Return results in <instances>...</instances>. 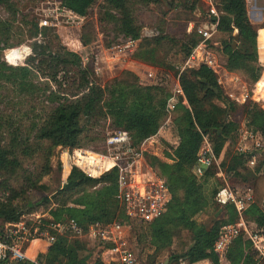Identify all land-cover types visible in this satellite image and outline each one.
<instances>
[{"label": "rangeland", "instance_id": "374dc122", "mask_svg": "<svg viewBox=\"0 0 264 264\" xmlns=\"http://www.w3.org/2000/svg\"><path fill=\"white\" fill-rule=\"evenodd\" d=\"M246 2L249 20L260 31L264 23V0H246ZM193 3L194 8L190 9ZM201 3L199 0H159L156 3L136 1L131 4L130 9L135 23L140 27L139 36H142V39L136 49H128L124 52L116 51L115 46L121 42L120 39L124 40L129 37L125 36L119 24L110 16L118 17L119 13L106 9L103 6V0L95 1L87 10L85 18L78 23L59 25L55 28L49 26L50 29L39 27L41 11L36 6L35 0H5L4 3H0V122H2L0 135L3 137L4 144H9L12 138H16L21 144L15 149V155L20 162L19 168L10 175L0 174V181L5 180L10 189L21 193L14 199L13 204L26 216L25 220L29 221L35 217L31 214H44L47 217L49 211H53L64 202V198L60 200L58 191L65 184L73 167L72 159L64 155L67 152L63 147H55L48 158V151L45 150L46 142H40L35 138L48 109L64 101L65 97L61 93L66 92L67 97L76 91L70 85V80L75 74L71 65L66 68H62L63 65L60 66L55 80L52 79L55 67H49L45 62L42 66L43 71L39 70L37 51L41 49V46L51 48L49 50L52 52L57 51L59 47H64L66 51L77 54L80 57L81 68L90 72V81L102 87L113 84L115 80L116 82L120 80L122 84L127 82V86H132V88L160 84L164 92L159 93L157 90V98L165 97L166 99L173 87V80L166 75L174 74L176 72L174 65L185 57L186 51L182 45L189 43L193 29L201 22L204 13ZM86 22H91L95 27L94 40L87 45L80 40L81 29ZM188 28L191 30L188 31ZM157 37H164V41L159 45L149 42ZM225 39H227L226 35H219L221 42ZM47 40H52V42H46ZM147 46L156 49L157 62L152 64L165 62L166 67L157 69L154 67L157 65H150L140 58L139 52ZM19 47L24 48L25 52L22 49L9 50ZM257 51L259 60L256 66L262 71L259 79L254 83L251 77H248L246 67L241 71L228 70L226 57L220 51L217 52L222 67L217 79L222 88L223 97L235 101V110L229 111L227 103L218 99L204 101L202 105L205 109L213 110L218 118L223 112L219 107L222 110L227 109V119L232 121L237 128L244 127L242 105L247 99L254 97L252 101L264 107V48L258 46ZM17 57H21V61L14 64L13 60ZM148 66L155 68V77L147 78L146 73L151 71ZM11 68H16V70L12 73ZM19 68L22 72L18 71ZM25 69L26 72H24ZM74 85L77 83L75 82ZM245 94L249 98L243 100L242 96ZM178 105L173 110H167L165 106L164 115L155 133L157 146L153 145L159 156L147 154L146 159L153 170L158 174L160 172L178 196L182 197L184 192L180 188V181L184 172L187 171V165H182L183 167L179 165L181 163L179 156L184 147L178 133L183 126L184 110ZM82 129L79 147L97 153H105V139L119 131L113 119L104 115L84 120ZM234 133L233 139L227 142L223 149L221 158L226 159L225 164L222 165L221 159L218 158L220 169L235 190L239 193H247V185L251 184L253 176L260 173L264 166L256 165L259 159L253 167L256 172H253L249 166L246 169L240 167L235 173L226 172L227 166L231 164L230 157L239 153L237 147L240 139L238 134ZM258 136L262 138L264 148V135ZM72 151V149L69 150L68 156H72ZM162 163L169 166L167 171L161 167ZM211 171L216 172V168H211ZM39 175H41L40 178ZM214 178L216 180L210 179L203 183V192L209 204L194 217L196 223L207 227L217 220L226 218V213H221L219 207L212 201L214 186L219 181L222 182L216 175ZM29 181H33L32 184L35 183V185L28 186ZM92 190L89 189V191ZM57 197L59 198L56 199ZM45 198L49 199V204L42 202ZM254 210L250 209L249 212L251 219L258 225V216ZM260 228L263 229V227ZM191 243V232L173 223L167 248L157 250L149 241H138L132 246L141 264H163L169 255L184 253ZM258 261L262 264L259 258ZM171 263L176 264L177 261Z\"/></svg>", "mask_w": 264, "mask_h": 264}, {"label": "trees", "instance_id": "16d2710c", "mask_svg": "<svg viewBox=\"0 0 264 264\" xmlns=\"http://www.w3.org/2000/svg\"><path fill=\"white\" fill-rule=\"evenodd\" d=\"M59 1L80 16H86L89 7L97 0ZM136 1L156 3L159 0H103V6L106 9L119 13L118 17L110 16L119 24L120 30L125 36L127 35L133 39L139 37L140 28L135 23L130 9V5L136 3ZM4 2L5 0H0V3ZM215 2L221 12L219 20L220 35L227 36V39L222 41L221 47L216 50L226 57V68L228 70L241 71L242 68L246 67V73L254 83L259 79L262 71L256 64L259 60L258 46L264 48V31L259 32V28H255L250 22L246 0H215ZM194 3L190 6V9L194 8ZM260 28L261 30L264 29V23ZM42 29L50 28L43 27ZM94 30L95 27L91 22H86L82 26L80 40L83 44L87 45L93 42ZM235 32L239 35V40L237 46L233 48L232 42L236 35ZM192 34L189 43L182 45L186 51L185 57L199 41V36L194 32ZM162 41H164V37H157L149 42L159 45ZM46 42L51 43L52 40ZM42 47L37 51L39 70L43 71L44 67L42 66L45 62L49 67H55L56 73L55 69L52 73V79L54 80L62 65L64 66L62 68L71 65L75 71L73 78L70 80V85L76 91L67 97L66 92L61 93L65 97L64 101L48 109L35 135L38 141L46 142L45 150L48 151V158L55 147L60 146L70 150L80 148L83 131L82 122L101 115L109 116L113 119L117 128L129 132L134 145H139L145 138L157 132L166 106L165 97L163 99L157 98V90L159 93L160 91L164 92L160 84L132 88V86H127V82H125V85L124 82L122 84L120 80H117V82L115 80L113 84L102 87L90 81V72L85 68H81L80 57L77 54L66 51L64 47H59L55 52L49 50L51 48L47 46ZM14 49H22L25 52V49L21 47L9 50ZM155 50V47L148 48L147 46L139 52L140 58L146 60L150 65H157L154 67H166L165 62L152 64L157 62ZM20 69L18 71L22 72ZM11 70L13 73L16 68H11ZM24 72H26V69ZM75 82L77 85H74ZM180 84L189 107L179 104L184 110L183 126L178 133L184 147L179 156V162H181L179 165L185 166L191 156L199 150L202 138L198 129L209 135L214 151L217 157L221 159V164L224 165L226 159L221 158L224 146L233 139L234 132L237 135L239 128L227 119V109L222 110L219 107L223 112L221 117L218 118L213 110L205 109L202 105L204 101L212 99L224 100L230 111L231 109L235 110V101L223 97V91L216 74L206 66L183 71L180 76ZM242 110L245 119L242 123L244 127L259 131L264 135V109L252 99H247L242 105ZM1 124L2 122H0ZM2 138V135H0V174L10 175L20 166V162L15 155V149L20 147L21 144L16 138H12L9 144H4ZM250 157L249 153L232 155L229 159L231 164L227 166L226 172L235 173L240 167L243 169L248 168ZM259 159L260 161L256 165L258 167L264 166V151L262 155L257 157V160ZM161 167L164 171L169 168L164 163L161 164ZM159 174L162 175L160 172ZM214 176L215 172L211 171V168L205 170L201 176L196 175L193 168H187L180 181V188L184 192L182 197H179L175 189L169 185L171 198L165 211L158 218L148 223L129 222V241L131 245H136L138 241H149L157 250L167 248L174 223L175 226L191 232L192 243L184 253L169 255L168 264H172V261H177L181 257L189 263L210 259L212 264H219L218 256L213 252L212 247L217 238L219 226L223 223L233 222L236 219L237 216L233 206L227 205L222 208V211L226 213V218L217 220L210 227L198 224L194 220V217L209 204V200L203 192V183L210 179L216 180ZM40 177L41 175H39ZM252 180V200L257 206L264 205V167L260 173L253 176ZM116 181V169L94 178L73 166L65 184L58 191L60 200L64 198V202L54 208L53 211H49L48 216L54 222H66L69 219H74L83 231H86L88 225L95 221L108 223L114 219L126 220L116 198ZM32 183L33 181H29L28 186L35 185V183ZM220 187L221 182L219 181L214 186L212 196L214 205H217L215 195ZM89 189L93 190L89 191ZM20 194V192L16 193L10 189L5 180L0 181V230L4 224L16 223L21 219L23 213L18 211L13 204L14 199ZM42 202L49 204L50 201L45 198ZM258 226L264 229L263 219L258 220ZM68 234L69 231L57 234L55 242L48 248L46 254L41 255L43 258L41 261L45 264H103L99 254L88 247L87 238H69ZM136 257L138 259L137 255ZM226 259L230 264H260L255 250L242 234L237 235L231 241L226 250Z\"/></svg>", "mask_w": 264, "mask_h": 264}, {"label": "built area", "instance_id": "2783aa9c", "mask_svg": "<svg viewBox=\"0 0 264 264\" xmlns=\"http://www.w3.org/2000/svg\"><path fill=\"white\" fill-rule=\"evenodd\" d=\"M199 1L202 2L204 13L201 22L193 29V32L199 36V41L182 61L174 65L176 72L166 75L173 80L172 91L166 98L167 110H173L180 103L189 107L180 84V76L183 71L206 66L218 76L220 68H222L216 50L222 45L219 40L221 12L218 10L215 0ZM35 3L41 11L39 27L55 28L59 25L78 23L85 18L63 5L59 0H35ZM190 30L191 28H188V31ZM141 39L142 36L136 39L130 37L124 40L120 39L121 42L115 46L116 51L124 52L128 49H136ZM154 69L153 66L150 67L153 73L147 72V78L155 77ZM247 98L249 97L246 94L242 96L243 100ZM198 131L202 138L199 150L191 156L185 166L187 165L186 168L189 169L193 168L194 173L198 176H201L205 170L216 168L215 175L222 181L221 187L215 195L216 204L221 209L232 205L237 214L235 221L219 226L218 235L212 247L213 252L218 256L220 263L226 259V250L233 238L242 234L264 264V229L250 227L245 217L246 203L252 201V194L249 190L247 193H239L229 184L227 177L220 169L219 159L209 135L202 133L199 129ZM237 134L240 139L237 150L239 153L250 154L248 166L253 168L257 157L264 151L262 138L258 136L261 133L240 127ZM155 137L156 134L145 138L139 145H134L130 133L119 129L105 139V153L75 148L72 151V156H68L70 149L64 148L67 152L64 155L68 159H72V166L77 167L90 177L95 178L116 169V198L126 220L114 219L108 223L95 221L88 225L86 231H83L74 219H69L66 222H54L51 217H46L44 214H31L35 217L28 221L25 220L26 216L22 215L18 222L6 223L0 230V263L45 264L37 257L28 256L25 253V247L34 241H41L49 248L55 242L57 234L69 231V238H87L88 247L99 254L103 264H141L129 241V222L148 223L155 220L165 211L171 198L167 179L153 170L146 159L147 154L159 156L157 149L154 148L157 146ZM67 169L69 170V168ZM176 264L199 263H189L181 257Z\"/></svg>", "mask_w": 264, "mask_h": 264}, {"label": "crops", "instance_id": "0c3cea01", "mask_svg": "<svg viewBox=\"0 0 264 264\" xmlns=\"http://www.w3.org/2000/svg\"><path fill=\"white\" fill-rule=\"evenodd\" d=\"M264 31L260 30L259 32ZM219 82V81H218ZM261 97V96H259ZM254 98V97H252ZM264 102V101H263ZM262 106V105H261ZM264 109V107H263ZM251 168V167H250ZM253 172H256L253 168L251 169ZM255 176V175H254ZM244 185V184H242ZM252 188H253V180H251V184L247 185V191L249 190V192L252 194ZM234 208V207H233ZM221 213H223L222 209L219 208ZM250 209H255L254 212L256 213V215L258 216V220L259 219H263L264 220V205H260L257 206L254 201L252 200L251 202L246 203V211H245V217H246V221L248 222V225L252 228H260L252 219H251V214L249 212ZM237 216V214H236ZM237 219V217H236ZM235 219V220H236ZM234 220V221H235ZM257 220V223H258ZM48 248L46 247V245L44 243H42L41 241H34L32 242L30 245H27L25 247V253L28 256L31 257H37L40 260H43V258L41 257V255H45L47 252ZM195 263H199V264H212L210 259H204V260H200L197 261ZM219 264H230L229 261L227 259H224L223 261H221Z\"/></svg>", "mask_w": 264, "mask_h": 264}, {"label": "water", "instance_id": "95a60500", "mask_svg": "<svg viewBox=\"0 0 264 264\" xmlns=\"http://www.w3.org/2000/svg\"><path fill=\"white\" fill-rule=\"evenodd\" d=\"M238 40H239V35L236 34L235 37H234V40H233V42H232V47H233V48L236 47V44H237V41H238ZM11 61H12V60H11ZM17 61L20 62V61H21V57H17L15 60H13L14 64H18ZM215 92H217V90H215ZM163 264H168V259H166V260L164 261Z\"/></svg>", "mask_w": 264, "mask_h": 264}]
</instances>
